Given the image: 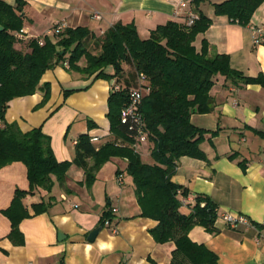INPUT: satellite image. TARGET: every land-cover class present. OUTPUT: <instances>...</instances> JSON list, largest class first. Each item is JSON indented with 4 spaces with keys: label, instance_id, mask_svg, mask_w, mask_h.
<instances>
[{
    "label": "crops",
    "instance_id": "obj_1",
    "mask_svg": "<svg viewBox=\"0 0 264 264\" xmlns=\"http://www.w3.org/2000/svg\"><path fill=\"white\" fill-rule=\"evenodd\" d=\"M186 0H25L21 13L23 37L16 47L27 50L28 42L43 38L57 22L65 28L87 27L96 36L116 23L133 24L142 39L158 25L175 21L184 24L191 11L203 13L211 24L199 33L194 46L208 45V55L229 56L232 69L246 77L264 74V45L255 46L250 25L264 24V2L249 23L241 26L227 16L214 13V5L226 0H201L197 10ZM14 6L15 0H6ZM97 14L100 19L94 17ZM105 72L113 74V68ZM114 83V80H111ZM70 71L63 63L45 72L40 86L48 83L50 95L43 101V89L33 95L14 98L5 113L7 123L22 132L40 128L49 136L58 162L72 161L74 141L82 134L97 137L100 146L112 139L108 98L113 83ZM213 109L191 115V123L215 132L200 144L205 158L182 156L172 181L190 196H208L218 214L232 213L246 218L248 225L231 227L217 218L216 233L194 226L189 238L213 252L216 264H264V88L258 84H233L216 75L210 90ZM90 121L96 125L90 128ZM139 144H146L144 151ZM141 160L153 164L149 141L136 143ZM143 155H146L144 160ZM124 159L113 157L96 173L91 187L83 185L84 170L72 164L63 184L54 179L51 191L42 188L26 194L22 203L29 216L20 221V235H11V221L4 214L17 189L28 191L27 168L12 162L0 168V264H170L173 241L157 243L150 231L157 222L140 216L135 187L125 173ZM54 178V177H53ZM120 179V180H118ZM46 209L35 213V207ZM188 200L180 211L189 214ZM117 227L101 225V219ZM102 230L93 242L90 231ZM60 234V237H59Z\"/></svg>",
    "mask_w": 264,
    "mask_h": 264
},
{
    "label": "trees",
    "instance_id": "obj_2",
    "mask_svg": "<svg viewBox=\"0 0 264 264\" xmlns=\"http://www.w3.org/2000/svg\"><path fill=\"white\" fill-rule=\"evenodd\" d=\"M201 0H193L197 10ZM264 0H226L214 5V13L227 16L230 22L246 26L254 11ZM25 0L9 5L0 0V168L22 162L27 168L28 191L17 189L4 214L11 221V235H20L18 225L29 216L22 200L37 188L51 191L54 179L63 184L72 164L84 170L83 185L91 187L96 173L113 157L122 158L125 173L135 187L140 216L157 222L150 233L157 243L173 241L170 264H216L217 256L204 245L193 242L189 231L202 226L216 233L217 206L208 196L195 195L189 214L180 211L177 195L180 189L172 181L177 161L182 156L205 158L200 144L211 132L191 123L193 113L205 114L213 109L210 90L214 78L220 74L233 84H258L264 88V74L246 77L231 68L229 56L208 55V45L200 51L194 40L211 24V19L199 13L190 27L175 21L158 25L146 39L140 38L133 24L116 23L102 36L87 27L65 28L62 32L28 42V49L16 47V34L22 29L21 13ZM70 71L86 78L114 80L108 98V120L112 139L100 146L90 141L88 134L78 137L72 161L58 162L53 154L50 138L40 128L22 132L16 123H7L5 113L14 98L33 95L42 88L43 101L50 95V86L41 79L46 71L62 63ZM125 66L130 70L126 71ZM113 68V74L105 72ZM143 76V79L140 77ZM143 92L139 104L142 127L151 146L153 164L141 160L136 150L135 132L129 123L121 122V111L128 104L130 91ZM96 125L90 121V128ZM54 177V178H53ZM204 203V205H201ZM47 206L35 207V213ZM107 215L101 219L104 225ZM21 236V235H20Z\"/></svg>",
    "mask_w": 264,
    "mask_h": 264
},
{
    "label": "built area",
    "instance_id": "obj_3",
    "mask_svg": "<svg viewBox=\"0 0 264 264\" xmlns=\"http://www.w3.org/2000/svg\"><path fill=\"white\" fill-rule=\"evenodd\" d=\"M186 3L191 4L193 6V0H186L182 2L180 6H185ZM94 17L97 19H100V16L97 14H95ZM197 18H198L197 14L190 11L183 25L185 27H190L193 25L195 20H197ZM63 30H64V25L60 22H57L49 31H47L45 36H52V35L62 32ZM249 30L252 34L253 44L255 46L264 45V24L250 25ZM16 37L17 38L23 37V29L18 31V33L16 34ZM37 40L41 44L43 41V38H40V39L38 38ZM63 65L65 67H68L67 62H64ZM140 77L143 79L142 75H140ZM142 96H143V92L141 90L130 91L129 97H128V104L121 111V122L129 123V129L135 132L136 143L144 142L147 140L146 133L142 127V119H141V116L138 110ZM90 141L92 143H95L98 141V138L90 137ZM76 142L77 141H74V145L76 144ZM136 143H135V146H136ZM177 195L179 197L181 206H184L188 200H191L192 202L195 203L194 196H190L188 194L184 196L180 189L177 191ZM201 205H204V203H202ZM217 218L222 219L225 223L229 224L231 227H237L240 224L248 225V221L246 220V218L241 215H234L232 213L218 214L217 212ZM104 225L110 227L112 233H116L118 230L116 226L111 225L110 222L107 220L104 222Z\"/></svg>",
    "mask_w": 264,
    "mask_h": 264
},
{
    "label": "water",
    "instance_id": "obj_4",
    "mask_svg": "<svg viewBox=\"0 0 264 264\" xmlns=\"http://www.w3.org/2000/svg\"><path fill=\"white\" fill-rule=\"evenodd\" d=\"M0 29H2V28L0 27ZM111 83H113V81H111ZM101 230H102V227H97L94 230L90 231L88 236H87V240L89 242H93ZM59 237H60V234H59Z\"/></svg>",
    "mask_w": 264,
    "mask_h": 264
},
{
    "label": "rangeland",
    "instance_id": "obj_5",
    "mask_svg": "<svg viewBox=\"0 0 264 264\" xmlns=\"http://www.w3.org/2000/svg\"><path fill=\"white\" fill-rule=\"evenodd\" d=\"M125 70H126V71H129V70H130V67H129V66H125ZM146 148H147L146 144H144V145L139 144V149H140L141 151H144ZM142 157H143L144 160H146L145 158L148 157V156L143 155Z\"/></svg>",
    "mask_w": 264,
    "mask_h": 264
}]
</instances>
